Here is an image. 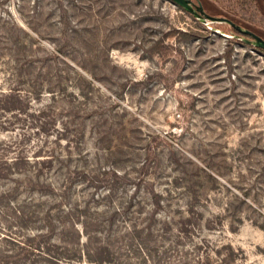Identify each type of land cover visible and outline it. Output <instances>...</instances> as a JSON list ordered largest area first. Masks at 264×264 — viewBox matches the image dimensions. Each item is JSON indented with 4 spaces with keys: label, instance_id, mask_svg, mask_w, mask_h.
Instances as JSON below:
<instances>
[{
    "label": "rangeland",
    "instance_id": "1",
    "mask_svg": "<svg viewBox=\"0 0 264 264\" xmlns=\"http://www.w3.org/2000/svg\"><path fill=\"white\" fill-rule=\"evenodd\" d=\"M194 1L264 38L262 0ZM246 38L173 0H0V156L29 158L0 178V264H264Z\"/></svg>",
    "mask_w": 264,
    "mask_h": 264
},
{
    "label": "trees",
    "instance_id": "2",
    "mask_svg": "<svg viewBox=\"0 0 264 264\" xmlns=\"http://www.w3.org/2000/svg\"><path fill=\"white\" fill-rule=\"evenodd\" d=\"M235 32L241 33L237 29H235ZM241 34H243V33H241ZM243 35L248 36L246 34H243ZM21 160H27L28 161L29 158L28 157H20V158L17 157L14 160H9L6 156L1 155L0 156V178H8L9 175L12 174V173H20V174H23L21 171H19L18 164H17L18 162H22ZM27 178H28V180L30 179L29 178V175H28ZM83 224H84V227H85V229H84L85 231L84 232H85V234L87 236L86 241H82V239H81L82 238L81 231L78 228H76V226L73 225L75 234H77V237L79 239V243H80L81 246L86 245L89 241H91L93 243V240H92V236H93L92 234L93 233H91L90 231H88V229H87L88 227H87V224L85 222H83ZM49 232L50 231H46V232L40 231L38 233H35L34 234V237H35V239L42 238V237H46L47 235H49ZM97 233L98 232H95L94 235L96 236ZM30 237H32V236H30ZM35 248L39 251V253H41V254L48 253V255L50 256L49 251H47V247H44L42 245L41 248H37V247H35ZM99 249H101V246H98L96 248V252L100 256H102V254L99 252ZM97 253L95 254V256L97 258H99V256L97 255ZM80 256L82 257L83 255H80ZM80 256L78 258H80ZM50 257H52V256H50ZM100 258L101 259L99 261L100 262L99 264H102V263L112 264V261L110 260L111 258H109V259L108 258H104V257H100ZM101 260H102V263H101Z\"/></svg>",
    "mask_w": 264,
    "mask_h": 264
},
{
    "label": "water",
    "instance_id": "3",
    "mask_svg": "<svg viewBox=\"0 0 264 264\" xmlns=\"http://www.w3.org/2000/svg\"><path fill=\"white\" fill-rule=\"evenodd\" d=\"M175 3L179 4L180 6L186 8L188 11L193 13L194 15L201 17L206 20L216 21V22H227L232 25L235 29L240 31L243 34L248 35L246 41L248 42H255L261 48L264 49V38L256 33L255 31L243 28L241 25L236 23L233 19L227 16H216L209 14L205 9L201 1L195 2L194 0H173Z\"/></svg>",
    "mask_w": 264,
    "mask_h": 264
},
{
    "label": "crops",
    "instance_id": "4",
    "mask_svg": "<svg viewBox=\"0 0 264 264\" xmlns=\"http://www.w3.org/2000/svg\"><path fill=\"white\" fill-rule=\"evenodd\" d=\"M264 2V0H262Z\"/></svg>",
    "mask_w": 264,
    "mask_h": 264
}]
</instances>
